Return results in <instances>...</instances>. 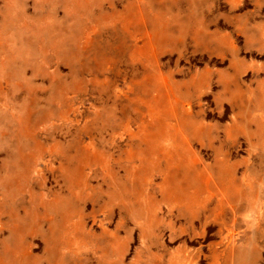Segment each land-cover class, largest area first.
I'll return each instance as SVG.
<instances>
[{
  "label": "rangeland",
  "instance_id": "rangeland-1",
  "mask_svg": "<svg viewBox=\"0 0 264 264\" xmlns=\"http://www.w3.org/2000/svg\"><path fill=\"white\" fill-rule=\"evenodd\" d=\"M174 254L264 264V0H0V264Z\"/></svg>",
  "mask_w": 264,
  "mask_h": 264
},
{
  "label": "bare ground",
  "instance_id": "bare-ground-1",
  "mask_svg": "<svg viewBox=\"0 0 264 264\" xmlns=\"http://www.w3.org/2000/svg\"><path fill=\"white\" fill-rule=\"evenodd\" d=\"M183 259H185V258H183ZM184 261H186V260H184ZM170 263H171V264H177V263H178V261H176V259H175V254L172 256ZM191 263H192V262H191ZM179 264H181V263H179ZM185 264H186V263H185Z\"/></svg>",
  "mask_w": 264,
  "mask_h": 264
}]
</instances>
